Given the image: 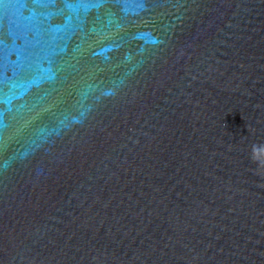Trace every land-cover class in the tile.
<instances>
[{
  "label": "water",
  "instance_id": "obj_1",
  "mask_svg": "<svg viewBox=\"0 0 264 264\" xmlns=\"http://www.w3.org/2000/svg\"><path fill=\"white\" fill-rule=\"evenodd\" d=\"M0 264H264V0H0Z\"/></svg>",
  "mask_w": 264,
  "mask_h": 264
}]
</instances>
